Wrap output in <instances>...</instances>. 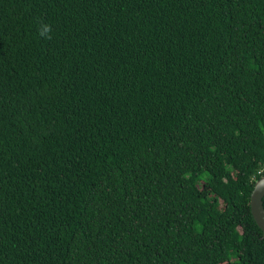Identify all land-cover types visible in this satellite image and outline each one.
<instances>
[{"label": "trees", "instance_id": "1", "mask_svg": "<svg viewBox=\"0 0 264 264\" xmlns=\"http://www.w3.org/2000/svg\"><path fill=\"white\" fill-rule=\"evenodd\" d=\"M263 175L264 0H0V264H264Z\"/></svg>", "mask_w": 264, "mask_h": 264}, {"label": "water", "instance_id": "2", "mask_svg": "<svg viewBox=\"0 0 264 264\" xmlns=\"http://www.w3.org/2000/svg\"><path fill=\"white\" fill-rule=\"evenodd\" d=\"M251 208L264 237V175L255 182L251 193Z\"/></svg>", "mask_w": 264, "mask_h": 264}, {"label": "clouds", "instance_id": "3", "mask_svg": "<svg viewBox=\"0 0 264 264\" xmlns=\"http://www.w3.org/2000/svg\"><path fill=\"white\" fill-rule=\"evenodd\" d=\"M51 32V27L49 25H44L43 28L40 30V35L47 39H51L49 33Z\"/></svg>", "mask_w": 264, "mask_h": 264}]
</instances>
